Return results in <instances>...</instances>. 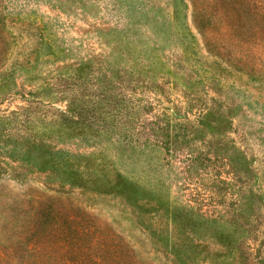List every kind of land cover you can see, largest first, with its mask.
<instances>
[{
    "label": "rangeland",
    "instance_id": "rangeland-1",
    "mask_svg": "<svg viewBox=\"0 0 264 264\" xmlns=\"http://www.w3.org/2000/svg\"><path fill=\"white\" fill-rule=\"evenodd\" d=\"M127 1L146 14L120 40L153 78L69 71L103 51L93 29L114 24L109 0L96 21L0 0V264H264V0ZM69 98L83 108L71 131L56 109ZM233 146L246 170L225 159ZM195 154L218 157L189 171ZM188 204L224 219L207 228ZM192 227L224 243L195 238L192 253Z\"/></svg>",
    "mask_w": 264,
    "mask_h": 264
},
{
    "label": "trees",
    "instance_id": "trees-1",
    "mask_svg": "<svg viewBox=\"0 0 264 264\" xmlns=\"http://www.w3.org/2000/svg\"><path fill=\"white\" fill-rule=\"evenodd\" d=\"M48 2L54 9H57L61 12V14L68 16L70 19H76L79 16H82L86 18V20H92L96 21L98 18L102 19V16L98 17V12H95V10H99V6L102 4L101 1L103 0H44ZM104 8H106L108 15L113 19L112 23L113 25H109L108 27L101 28L99 27V23L94 25L93 31H96V37L98 40V43L101 45V49L103 50L99 55L97 56H88L87 58L80 59V61L76 65H68L69 71L74 68L78 67H93L96 66L99 70L103 72H113L116 68V66H119V69L124 70L126 73L134 75V77L138 75H142L145 77L150 76V78H153V76L150 75L149 71L145 69V61H148V57L146 56H139L136 57L132 51V47L129 44V42L122 43V35L124 37H127V33L130 34H137V30L135 29V26L143 24L142 17L144 14H146V8L144 6H136L132 5L127 0H109L107 4H103ZM117 12V13H116ZM107 23V22H105ZM72 25V24H71ZM129 39V38H127ZM43 46V41L41 43ZM130 47V48H129ZM37 52H39L40 48H37ZM148 66V64H146ZM68 68H58L57 70H64ZM154 71V70H152ZM28 96L25 98L27 101H31L32 103H40L44 106L49 104L50 102L56 103V101H50L51 99H42L40 98L35 91H28ZM25 97V96H24ZM78 102L74 100L73 98H69L67 100L66 109L60 110L59 108H56L60 112V120L66 125L67 131H71L72 128L79 126L82 121V113L83 108H80L78 105ZM53 106V105H52ZM27 107V106H26ZM210 111H212L211 107L203 109L200 114L197 116V130L199 128H204V126L208 125L207 116H209ZM13 114L20 115V110H14L12 111ZM208 114V115H207ZM184 119H186L187 116H182ZM1 118H7V116H3ZM169 118V117H168ZM178 125V124H177ZM176 125V126H177ZM227 125V124H226ZM181 126H184V124H181ZM159 128V127H158ZM217 128V126H215ZM161 130L163 131L164 128L162 127ZM71 132H69L70 135ZM166 134V133H165ZM168 134V132H167ZM73 135V134H72ZM76 136L74 134V137H78L82 139L83 141H88L89 137L88 135L84 134H77ZM178 135V134H176ZM185 135V134H184ZM237 147L233 146L234 154L233 152H229L225 159L228 160V164L231 165L233 168H240V169H247L248 168V162L247 157L245 156L243 151L238 150ZM209 157V156H208ZM218 156L212 154L211 157L206 158L201 155L192 156L190 155V158L188 161L191 162V165H189V171L190 168L197 169L200 168V166L204 165V160H214ZM240 160V165L236 164V160ZM243 165V168H242ZM222 182H226L225 180H221ZM125 193V192H124ZM250 197H255L254 193H250V196H247L245 198L241 197V200H238L240 202L236 205L240 206L243 204H246L245 200ZM242 201V202H241ZM240 203V204H238ZM160 205V204H159ZM183 209L187 211L191 216L196 217L197 220L202 222L207 228L209 226H216L215 224H218L221 220L224 218L221 217V215L216 216H208L206 217L205 214L200 212L199 210H196L194 206L188 204L186 206H182ZM160 209H163L162 206H159ZM167 210V213L169 215V221H174L175 223L178 221L177 216L174 212V216L172 215V212L169 211L168 208H165ZM228 221V220H226ZM190 227V226H186ZM196 228V229H195ZM191 230H188V246H190V250L193 251L192 253H195L197 248L199 247V243L195 241V238H203L205 236H208L207 234H202L197 230L198 228L195 227ZM219 233V231H215ZM210 234L211 238L218 239V243H224V240L215 233ZM241 232V231H240ZM213 233V232H212ZM243 233H246V230H243ZM166 240L172 239L171 233L169 228H166ZM178 243V242H176ZM181 243V242H180ZM178 243V244H180ZM228 247H230V251L228 254H232L233 249H237L238 245L229 243L227 244ZM225 252L223 255H228ZM213 254L217 256H221L219 251L213 252Z\"/></svg>",
    "mask_w": 264,
    "mask_h": 264
}]
</instances>
